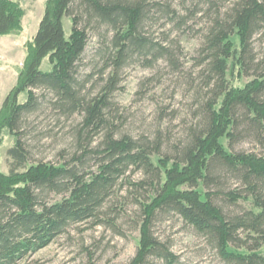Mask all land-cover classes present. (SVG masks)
Returning <instances> with one entry per match:
<instances>
[{
  "label": "trees",
  "instance_id": "1",
  "mask_svg": "<svg viewBox=\"0 0 264 264\" xmlns=\"http://www.w3.org/2000/svg\"><path fill=\"white\" fill-rule=\"evenodd\" d=\"M64 16L71 20L68 36ZM197 16L205 23L196 31L202 84L195 88L194 120L171 142L160 130L153 137L119 132L111 95L120 70L135 60L143 67L163 60L179 70V41L171 32H193ZM20 19L17 5L0 0V35ZM89 26L102 63L95 94L86 87L93 74L79 77ZM255 37L264 38V0H47L0 111V134L5 127L14 137L8 170L0 171V264H17L73 224L121 234L117 218L131 214L138 243L126 264L178 262L169 241L154 231L171 216L202 239L217 264H264V57L253 53ZM46 57L51 68L42 70ZM229 62L251 77L242 86L228 82ZM45 106L56 121L80 116L71 131L73 150L62 161L31 160L24 139L28 116ZM243 140L252 146L237 149ZM129 198L135 210L117 208L115 201L125 205Z\"/></svg>",
  "mask_w": 264,
  "mask_h": 264
},
{
  "label": "rangeland",
  "instance_id": "2",
  "mask_svg": "<svg viewBox=\"0 0 264 264\" xmlns=\"http://www.w3.org/2000/svg\"><path fill=\"white\" fill-rule=\"evenodd\" d=\"M9 1L21 10V19L12 30L0 35V111L3 100L16 86L24 68L29 53V43L37 30L47 3V0ZM62 21L65 35L68 36L71 20L64 16ZM161 23L160 20L151 30L154 33L159 32ZM204 23V18L197 16L194 20L196 26L193 32L189 31V34L177 30L171 32V35L179 41L181 62L179 70H172L163 60L157 61L150 67H143L135 60L120 70L117 87L111 95L115 115L119 117L117 118L119 132L153 137L156 130H160V133L171 142L177 139L185 126L194 120L192 110L197 106L194 98L197 90L195 88L202 84L198 77L200 67L195 63L200 44V34L196 31L199 27H203ZM169 27L170 25H166L165 29ZM87 30L88 40L82 55L83 62L79 68V77L83 80L89 73L93 74L92 79L86 82V87L89 92L95 94L102 82L97 73V68L102 63L95 51L98 47V36L92 30V26ZM231 40L236 46L239 45L236 35L232 36ZM252 45L256 57L263 58L264 38L261 40L257 37L253 38ZM50 68L51 64L46 57L42 60L40 69ZM189 77L195 78L192 83L187 82ZM250 78L248 75H241L237 66L230 63V72L227 74L230 84L242 86ZM36 91L38 93L39 90ZM26 96V92L22 91L17 99L22 102ZM54 114L52 108L45 106L38 113L28 116L24 139L30 145L33 154L31 160L58 162L63 160V156L72 152L71 131L80 121V116L77 114L68 118L60 116L56 121ZM13 143V135L3 127L0 134V171L2 172L8 170L9 158L6 150ZM251 146L247 140L235 144L237 149H248ZM137 176L135 173L131 178L136 179ZM121 193H124V188ZM49 196L57 197L55 194ZM115 202L117 208L125 206L130 211L136 209L130 198L125 205L122 204V200ZM124 216L117 218L121 226V234H116L111 228L102 225L73 224L46 247L30 254L17 264H126L136 251L138 230L135 223L131 222L133 214L129 218ZM154 231L160 238L167 239L172 250L179 256L175 264H217L211 251L204 247L202 239L187 227L184 228L177 216L157 221ZM261 252H264V246ZM155 264L161 263L155 262Z\"/></svg>",
  "mask_w": 264,
  "mask_h": 264
}]
</instances>
